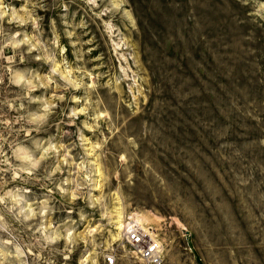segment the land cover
<instances>
[{
	"label": "rangeland",
	"instance_id": "374dc122",
	"mask_svg": "<svg viewBox=\"0 0 264 264\" xmlns=\"http://www.w3.org/2000/svg\"><path fill=\"white\" fill-rule=\"evenodd\" d=\"M132 221L264 264V0H0V264H148Z\"/></svg>",
	"mask_w": 264,
	"mask_h": 264
},
{
	"label": "built area",
	"instance_id": "2783aa9c",
	"mask_svg": "<svg viewBox=\"0 0 264 264\" xmlns=\"http://www.w3.org/2000/svg\"><path fill=\"white\" fill-rule=\"evenodd\" d=\"M122 235L125 244H127L135 256L144 260L148 264H161L162 247L157 235L149 226H141L133 222L124 227ZM106 264H115L116 257L108 254L105 257Z\"/></svg>",
	"mask_w": 264,
	"mask_h": 264
},
{
	"label": "bare ground",
	"instance_id": "6f19581e",
	"mask_svg": "<svg viewBox=\"0 0 264 264\" xmlns=\"http://www.w3.org/2000/svg\"><path fill=\"white\" fill-rule=\"evenodd\" d=\"M139 220V219H138ZM140 222V221H139Z\"/></svg>",
	"mask_w": 264,
	"mask_h": 264
}]
</instances>
